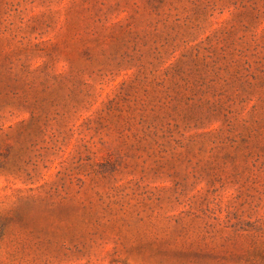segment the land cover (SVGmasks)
Masks as SVG:
<instances>
[{
	"label": "rangeland",
	"instance_id": "rangeland-1",
	"mask_svg": "<svg viewBox=\"0 0 264 264\" xmlns=\"http://www.w3.org/2000/svg\"><path fill=\"white\" fill-rule=\"evenodd\" d=\"M0 264H264V0H0Z\"/></svg>",
	"mask_w": 264,
	"mask_h": 264
}]
</instances>
